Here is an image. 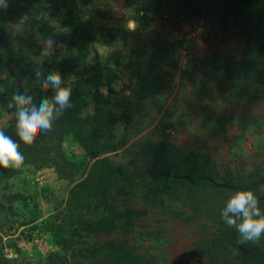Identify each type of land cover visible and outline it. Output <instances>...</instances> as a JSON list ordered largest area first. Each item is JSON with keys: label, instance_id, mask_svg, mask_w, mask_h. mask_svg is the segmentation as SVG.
Here are the masks:
<instances>
[{"label": "trees", "instance_id": "obj_1", "mask_svg": "<svg viewBox=\"0 0 264 264\" xmlns=\"http://www.w3.org/2000/svg\"><path fill=\"white\" fill-rule=\"evenodd\" d=\"M9 1L17 4L14 9L0 8V48L5 46L1 41L8 42L3 29L5 21L9 19L16 23L20 18H23V23H29L32 33H40L47 38L45 40L52 43L53 49L57 50L56 44L64 47L61 52L53 51L54 61L49 60L48 55L41 56L39 51H35L33 55H39L35 59H44L40 65L27 64V59L31 57L33 60L34 57L23 53L27 59L17 62H22L21 70L31 76L36 69H47V77L53 73L63 77L66 73L75 74V70L79 75L88 74L91 67L96 66L88 64L83 49L93 41L95 30H99L102 38L108 41L107 45L112 46L135 41L146 28L153 33L149 41L129 52L128 60L121 63L116 60L113 68L108 61L104 62L103 82L95 80L93 84L96 85L91 86L94 105L91 118H80L83 105L72 97L69 99L71 107H65L57 114L59 105L54 103L55 95L51 90L29 91L26 96L35 94L31 104L24 107L34 105L39 108L43 100L53 101L51 130L39 133L31 145L25 144L18 136V118L13 120L15 125L11 124L6 130V135L18 144V150L24 156L23 164L51 167L62 180L75 182L64 202L66 215L71 220H61L65 223L62 225L55 226L53 222L42 225V229L47 227L56 243L65 242L60 244V250L56 248L49 252L45 262L155 264L151 254L137 252L118 234L133 233L139 227L142 238L153 241L154 247H160L167 237L172 241L182 237L178 227L202 218L210 227L204 224L201 227L212 230L211 235L198 237L189 250L182 248V255L194 256L196 264H264V234L255 243L240 244L236 230L225 225L221 218L228 199L237 191H252L264 215V162L251 171L238 170L233 174L230 168L225 167L220 173L208 150L192 152L181 144L163 139L156 124L145 134H140L142 129L153 124L148 108L155 107L154 112L159 111L156 105L158 96L164 91L167 95L171 93L167 77L169 70L176 68L177 45L181 44L169 41L161 30L158 32L156 28L149 27L147 16L151 11L159 10L160 0H121L131 10L129 15L122 16L124 24L115 25L106 23L111 19V12L101 9L102 0H94L87 8L83 4L84 10L78 8L77 0ZM224 1L228 5H222L223 15L232 19L240 13L243 16L240 27L245 46L236 56L222 57L215 52L210 58L197 59L193 66L195 69L182 71L194 85L193 93L202 115L199 127L207 133L213 130L221 138H225V123L230 121L219 111L223 112L226 105L241 101L243 93L264 101V0H219L221 3ZM60 13V26L52 28L51 19ZM85 15L89 21L96 18L98 23L94 26L97 29L87 27L82 20ZM128 19L135 23L130 30L125 28ZM33 44L31 40V49ZM7 64L10 66L9 62ZM6 68L8 72L12 71L7 65ZM123 76H128L129 80L122 85ZM115 80L122 85L116 92L112 86ZM250 84L262 87L258 95L248 94ZM99 86L106 88V94ZM238 88L242 91L241 98ZM125 91L130 93L125 94ZM250 117L247 114L237 120L240 134L234 135L233 141L238 140L239 144L244 141ZM131 126L133 130L129 131ZM163 127L176 126L169 122ZM63 134L70 137L80 150L79 160L75 161L74 154L61 148L59 140ZM229 142L233 144L232 140ZM150 214L156 215L152 227L146 224ZM237 222H240L239 218ZM28 223L29 219L21 220L19 226ZM34 227H30V231ZM30 234L26 237H31ZM169 258L170 264H176L180 256L172 254Z\"/></svg>", "mask_w": 264, "mask_h": 264}, {"label": "rangeland", "instance_id": "obj_2", "mask_svg": "<svg viewBox=\"0 0 264 264\" xmlns=\"http://www.w3.org/2000/svg\"><path fill=\"white\" fill-rule=\"evenodd\" d=\"M93 1L77 0L76 5L80 10H84ZM102 2L100 3L101 9L111 12V19L106 20V23L124 24V17L122 16L129 15L130 7H125L121 0H102ZM160 2L162 4L159 6V10L157 12L151 11L150 15L147 16L149 27L156 28V31L161 30L169 41H177L181 44L177 45L176 68L170 69L167 77V84L171 93L167 95L164 91L158 96L156 105L159 111L154 112L155 107L148 108L151 117H153V124L142 129L140 134H145L156 124L163 139L172 141L174 144H181L185 149H190L192 152L208 150L212 162L216 164L220 173H223L225 167L230 168L233 174L238 170H241L238 172L251 171L253 167H258L264 162V142L262 143L264 140V101L258 98L255 100L243 93L241 101L226 105L223 112L219 111V114H223L230 121L225 123V138H221L213 130L207 133L204 128L199 127L198 124L202 115L196 104L198 100L193 93L194 85L190 79L182 74V71L188 68L190 70L195 69L193 66L197 64V59L210 58L215 52L222 57H233L239 54L245 46V37L240 27L243 16L240 13L238 17L235 16L232 19L223 15L222 5L224 7L228 5L225 1L221 3L219 0H160ZM16 4L13 1L7 2L6 10L14 9ZM48 4L46 6H49ZM103 5L108 7H103ZM60 16L62 17L61 13L51 19L50 26L52 28L60 26L61 22L58 21ZM6 18L9 16L7 15ZM88 19L87 15L82 17L88 28L97 29L94 26L95 23H98L96 18L92 21ZM125 23V28L129 30L135 26L132 19H128ZM3 29L8 42L1 41L5 46L0 48V130L6 135L7 128L11 124L15 125L13 120L18 118L20 106L17 105L15 96H26L27 92L37 90L40 92L51 90V93L55 95L57 91L56 88L51 89L53 87L50 83L47 88L44 86V81L48 78L45 74L47 69L44 71L36 69L31 76L21 70L23 63L17 61L26 60L25 54L30 56L35 51H39L41 56L48 55L49 60L54 61V54L52 53L57 50L61 52L64 47L62 44H56L54 47L57 50L53 49L52 43L45 40L47 38L42 37L40 33H32L29 23L27 21L23 23V18L17 19L16 23L9 19L6 20ZM98 31H94L92 34L93 41L87 43L83 49L84 54L87 55L88 64L94 65L96 68L91 67L88 74L79 75L75 70V74L66 73L61 77L60 87L70 89V97L83 105L80 118L84 120L93 115L92 87L96 85L93 84L95 80L100 83L103 82L101 74L105 71L104 62L108 61L113 68L116 60L120 63L128 60L130 58L129 52L141 47L153 35L146 28L135 41L112 46L107 45L108 41L102 38ZM105 37L107 38V36ZM31 40L34 43L32 49ZM32 57H34L33 60L31 57L27 59V64L30 62L32 65H40L44 60L35 59L39 55ZM7 62L10 63V66ZM11 62L16 63L11 64ZM6 65L11 67L12 71L8 72ZM128 80V76H123L121 84L127 83ZM122 85H120L119 80L112 83L115 92L121 89ZM99 88L103 94H106L105 87L99 86ZM248 88L249 95H258L262 89L258 84H250ZM238 91L239 95L242 94L239 88ZM129 93V91H125V94ZM33 94L28 96L33 97ZM247 114L251 115V120L248 127H245L244 141L239 144L238 140L233 141L232 138L234 135L240 134L237 120ZM159 121L163 123L160 124ZM169 122H173L176 127H163L164 123ZM128 130L132 131L133 127H129ZM229 140H232L233 144H230ZM59 142H61L60 145L63 150L74 154L75 161L79 160L77 158L81 156V152L70 141V137H65L63 134V138ZM237 159L241 162H236ZM74 184L75 182L69 183L59 178L51 167L37 168L23 163L19 167H0V264H47L45 256L56 248L59 249L60 244L64 245L65 242L56 243L47 227L42 229V225L51 222L55 226L62 225L65 224L63 221L69 222L71 220L66 215L64 202ZM154 216L156 215L150 214L146 218L148 226H153ZM28 219L30 221L28 225L19 226L21 220L27 221ZM61 220H63L62 223ZM168 222H166L167 226L170 225ZM202 224L210 227L209 223H205L202 218H198L185 226L182 225V228L178 227L182 237L175 241L167 237L165 244L160 247H154L153 241L142 238L140 236L142 230L139 227H136L133 233H126V235L120 233L118 236H122L129 245H132L142 255L151 254L155 264H170L169 257L172 254L180 256L176 264H196L193 260L194 256L192 257L187 253H184L186 256L182 255V248L185 251L189 250L192 247V242L198 237L211 235L212 230L201 227ZM32 226L35 227L30 231ZM170 231L171 229L168 230V234ZM29 232L31 237L27 238ZM183 235L185 236L183 237ZM68 260L71 261L70 256H68Z\"/></svg>", "mask_w": 264, "mask_h": 264}, {"label": "clouds", "instance_id": "obj_3", "mask_svg": "<svg viewBox=\"0 0 264 264\" xmlns=\"http://www.w3.org/2000/svg\"><path fill=\"white\" fill-rule=\"evenodd\" d=\"M7 7L6 0H0V8L6 9ZM49 83L57 89L54 103L59 105V109H56L59 114L60 110L65 107H71L69 103L71 91L60 87L61 77L58 73H53L47 78L45 88ZM14 99L20 106L17 123L18 136L25 144L31 145L39 133L51 130V121L54 119L53 101L45 99L40 103L39 108L34 105L29 108L24 106L31 104L32 97L17 95ZM23 161L24 156L18 150V144L0 130V167H19ZM258 205V198L252 191H237L230 196L221 211L224 224L236 230L240 244L255 243L264 234V215ZM237 218L240 220L239 223Z\"/></svg>", "mask_w": 264, "mask_h": 264}]
</instances>
